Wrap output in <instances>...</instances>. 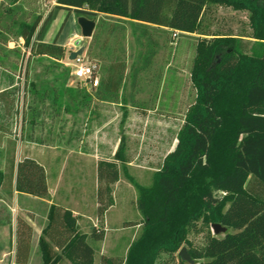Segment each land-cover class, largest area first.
Instances as JSON below:
<instances>
[{
    "label": "trees",
    "instance_id": "obj_1",
    "mask_svg": "<svg viewBox=\"0 0 264 264\" xmlns=\"http://www.w3.org/2000/svg\"><path fill=\"white\" fill-rule=\"evenodd\" d=\"M209 3L247 9L261 48L248 54V45L241 39L198 41L192 68L197 95L186 112L176 144L162 159L149 186L134 183L138 193L135 206L142 220L126 224H141V231L124 257L101 255L99 264H156L162 253L173 256L182 246H186L193 264L196 260L197 264H264V0H56L45 16L37 15L31 23L20 25L18 35L31 54L61 61L65 47L56 38L52 42L44 40L60 9L69 11L65 20L72 11L88 18L105 12L171 31L194 33ZM124 69L123 62L110 64L99 80V89L117 94ZM4 96L1 92L2 100ZM228 113L232 115L230 122ZM26 122L35 125L32 118ZM230 130L232 135L228 136ZM222 139L224 153L219 161L215 148ZM29 140L36 141L32 136ZM121 146L120 140L113 161L97 163L96 217L101 223L114 204L112 192L120 177L117 162L122 161ZM14 169L18 192L47 196L43 166L31 158L15 166L14 152L5 169H0V185L11 190ZM213 223L231 231L216 236L211 232ZM194 229L205 232L200 247L188 237ZM42 233L38 239L42 264H62L64 260L94 264L88 235L79 230L70 209L52 203ZM89 236L102 240L104 229L93 227ZM31 238V226L18 217V263L28 262ZM177 257L178 264H192Z\"/></svg>",
    "mask_w": 264,
    "mask_h": 264
},
{
    "label": "rangeland",
    "instance_id": "obj_2",
    "mask_svg": "<svg viewBox=\"0 0 264 264\" xmlns=\"http://www.w3.org/2000/svg\"><path fill=\"white\" fill-rule=\"evenodd\" d=\"M55 4L56 0H0V94H5V100L0 97V167L18 150L43 156L49 161L51 174L62 169L66 184L81 183L89 192L94 161H113L121 140L122 161L117 162L121 182L114 187L115 202L105 213L106 223L97 221L95 226L105 229L106 238H88L96 250L95 264H99L100 252L124 257L141 231V224H126L142 220L135 206L138 193L134 183L149 186L162 159L176 144L186 112L197 95L192 68L198 41L241 39L248 45V54L261 46L254 38L256 29L250 12L221 3L206 6L196 32L176 37L167 28L98 12L90 18L95 26L84 50V62L97 65L98 85L92 87L75 79L67 64L68 49L76 41L82 44L85 40L77 23L78 13L70 12L65 20L69 11L60 9L46 32V42L56 38L65 47L61 61L31 54L18 35L22 23L45 16ZM116 62L125 64L120 90L114 95L103 93L99 80ZM227 116L230 122L231 113ZM31 118L33 127L24 123ZM30 136L36 141H30ZM224 139L215 148L219 161ZM45 146L50 149H43ZM50 180L54 188L56 179L51 175ZM22 205L36 212L40 209L34 200H24ZM91 210L89 206L87 212ZM80 225L86 232L93 228L89 221ZM197 226H201L200 221ZM188 237L200 247L205 232L194 229ZM178 252L173 256L162 253L156 264H178ZM38 255L37 249L31 264H42Z\"/></svg>",
    "mask_w": 264,
    "mask_h": 264
},
{
    "label": "crops",
    "instance_id": "obj_3",
    "mask_svg": "<svg viewBox=\"0 0 264 264\" xmlns=\"http://www.w3.org/2000/svg\"><path fill=\"white\" fill-rule=\"evenodd\" d=\"M141 23V22H139ZM145 24V23H142ZM161 28H165L160 26ZM69 51V49H68ZM50 149L49 146L43 147ZM15 158V166L16 164L23 160L24 158H31L38 162L43 166L45 175H46V183L48 187V194L46 197H34L28 194L20 193L15 189V169L14 175L12 179V188L11 190H7L3 185H0V264H23L18 263L16 259V251H17V219L18 217L23 218L32 228V238H31V250L28 262L26 264H31L32 258L35 256V251L38 249V239L41 235H43L42 230L47 222V212L49 206L54 203L63 206L64 208L70 209L73 214L77 218V225L81 232L86 233L88 238L90 237V232L82 231L80 228L81 222L84 224H88V221L91 224V227H95L97 224L96 217V207H97V163L99 160H106L102 158H97L92 165V190L89 192L86 191V188L81 184L77 183L75 185H68L65 181V176L62 171L55 170L50 172L47 164L49 161H44V157H34L26 153L25 151H17L14 153ZM7 160L5 161V165L0 169L4 170L7 164ZM112 161V160H107ZM51 175L52 179H56L55 189L52 188L51 184ZM121 182V178L113 185V197H114V187ZM58 194L59 201L56 199L55 194ZM34 200L37 204L40 205L39 212L35 210H29L24 208L22 202L24 200ZM115 202V201H114ZM88 206V207H87ZM89 206H92V210L87 212ZM113 206V205H112ZM111 206V207H112ZM7 207V210H5ZM95 212V213H94ZM104 223H106V217L104 216ZM139 225V224H138ZM136 225V226H138ZM87 227V226H86ZM87 238V241H88ZM106 238V231L104 229V237ZM102 239V240H103ZM89 243V242H88ZM90 244V243H89ZM114 245V244H113ZM92 246V245H91ZM94 256H95V248ZM102 247V246H101ZM113 256V255H105L104 252H100V256ZM38 257L41 259V255L39 252ZM117 257V256H114ZM64 264H71L68 260H64ZM95 264V257H94Z\"/></svg>",
    "mask_w": 264,
    "mask_h": 264
},
{
    "label": "water",
    "instance_id": "obj_4",
    "mask_svg": "<svg viewBox=\"0 0 264 264\" xmlns=\"http://www.w3.org/2000/svg\"><path fill=\"white\" fill-rule=\"evenodd\" d=\"M77 23L80 26L81 37L84 38L85 40L82 42V44H80V46L76 50H72L68 53L67 60L69 61L74 60L76 57L82 56L87 46V40L88 38H91L93 29L95 26V21L84 15H80L77 17ZM211 230L213 231L214 235H217L223 232L225 233L228 231L227 227H224L218 223H213L211 225ZM178 255L185 261H188L193 264V260H191L185 247L180 248Z\"/></svg>",
    "mask_w": 264,
    "mask_h": 264
},
{
    "label": "built area",
    "instance_id": "obj_5",
    "mask_svg": "<svg viewBox=\"0 0 264 264\" xmlns=\"http://www.w3.org/2000/svg\"><path fill=\"white\" fill-rule=\"evenodd\" d=\"M180 32L174 30L173 36L176 37ZM80 46L79 42L76 41L74 45L71 46L68 53L72 50H76ZM85 52H83L82 56L76 57L74 60H67V63L72 68V76L77 80H82L90 86L98 85V77H97V65L95 63H86L84 62ZM219 194H223L222 191L218 192Z\"/></svg>",
    "mask_w": 264,
    "mask_h": 264
}]
</instances>
